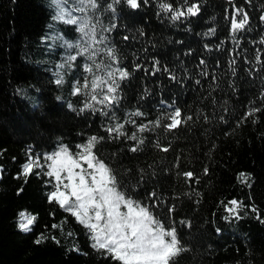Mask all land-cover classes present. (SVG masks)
<instances>
[{"label":"trees","instance_id":"trees-1","mask_svg":"<svg viewBox=\"0 0 264 264\" xmlns=\"http://www.w3.org/2000/svg\"><path fill=\"white\" fill-rule=\"evenodd\" d=\"M174 2L179 5L180 0ZM196 2L200 13L175 23L164 13L157 15V0L136 10L122 2L115 14H99L105 27L116 23L106 35L118 51L121 66L131 74L121 82L122 99L115 106L119 122L136 109L145 113L133 118L137 124L155 120L165 111L162 100L179 107L182 118L193 116L171 131H165L162 122L154 131L137 133L145 142L133 153L129 148L134 141L109 139L104 131L102 125L116 120L99 113L78 114L67 106L70 101L79 109L86 99L70 94L74 80L84 75L85 60L78 57L71 70H59L57 65L67 53L63 41L51 37L59 34L75 43L79 37L75 26L53 21L54 9L48 0H0V264H113L91 247L74 218L47 202L46 178L33 174L27 183L24 177L17 179L29 148L32 154L51 152L63 143L75 150L89 135L105 137L95 151L110 163L122 184L135 189L134 198L144 201L148 192L156 190L160 206L154 214L166 227H176L181 246L188 249L170 264H264V103L259 99L264 91V66L255 60L258 52L264 62V44L260 43L264 0L250 4L234 0L235 7H243L249 16L245 30L236 34L238 44L225 18L226 9L231 18L233 5L226 0ZM210 28H215V34L204 35ZM201 59L206 63L198 67ZM154 60L161 66L155 76L150 74ZM232 60L234 65L229 64ZM138 63L149 73L143 68L136 71ZM163 66L176 76L175 81ZM203 70L209 73L207 77L200 74ZM57 71L64 75L60 86L54 83ZM254 106L261 107V112L242 119ZM123 131L130 135L136 126L125 124ZM157 141L169 151L156 148ZM187 171L194 173L191 181L182 175ZM232 199L256 206L260 219L248 208L241 210L240 219L229 216L220 202ZM171 205L175 211L169 221ZM21 211L37 217L30 232L17 228ZM65 217L63 229L51 227ZM69 231L72 236L67 235ZM41 234L46 238L34 243Z\"/></svg>","mask_w":264,"mask_h":264},{"label":"snow or ice","instance_id":"snow-or-ice-1","mask_svg":"<svg viewBox=\"0 0 264 264\" xmlns=\"http://www.w3.org/2000/svg\"><path fill=\"white\" fill-rule=\"evenodd\" d=\"M123 2L131 10H136L149 5V0H111L106 4L101 0H50L54 8L53 21H59L66 25H74L75 31L79 33L78 40L73 43L63 39L57 34L52 39L63 41V47L66 50L64 62L57 65L59 70H71L78 57H82L85 63L82 65L84 75L75 79L71 85L70 94L72 96L86 97L82 100L83 106L75 108L69 101L68 108L78 114L88 112L91 115L99 113L109 120L117 122L110 125H102L109 139H125L134 141L135 144L129 148V151L135 153L140 150L144 144V138H138L137 133L154 131L163 123L165 131L177 129L181 124H187L193 120L192 115H183L179 107L174 103L161 101L160 104L165 111L158 114L155 120H148L146 123L137 124L134 117H143L145 113L136 109L126 114L123 123L119 122L115 116L116 105L119 104L121 82L130 78V72L126 66H121V59L117 49L109 44V38L106 33L117 27L113 22L110 27H105L99 18L103 12L117 11V5ZM233 5L231 18L227 16L230 24V35L235 39L236 34L245 30L249 24V16L243 7H235L234 0H226ZM250 4L251 0H245ZM159 11L157 15L164 13L173 23L181 21L182 18L195 17L200 13V4L193 0H180L179 5L166 0H157ZM75 13H79L76 15ZM239 17V19H237ZM115 17H113V20ZM264 21V15L260 17ZM51 28L52 25H49ZM215 28H210L204 35H214ZM144 35V33H140ZM128 40V36L123 37ZM264 44V38L260 41ZM219 47V46H217ZM208 48V45H205ZM210 50V49H209ZM74 51L75 54H72ZM147 51V49H145ZM255 60L264 66L260 55L257 52ZM204 59L199 60L198 67L205 65ZM235 60L229 61L234 65ZM143 68L145 73L149 69L142 64H136L135 70ZM161 71L159 60H154L151 65L150 74L155 76ZM163 71L169 73L171 80H176V76L170 72L167 66H163ZM201 75L207 77L209 73L206 70L201 71ZM56 79L54 83L58 86L64 83L62 71L54 73ZM213 75L212 80L215 82ZM197 84L199 80L195 81ZM60 99V97H57ZM260 101L264 103V91L261 92ZM255 105L256 101H250ZM99 105V107H97ZM262 108L254 106L248 108L242 119L254 117L261 112ZM227 111V109H225ZM207 119V117H205ZM221 120L224 117H220ZM125 124L136 126V131L130 135L123 131ZM151 126V127H150ZM84 135V134H81ZM105 137L89 135L82 143L75 145V150L67 144L58 143L51 152L32 154V149L26 151V162L21 165V172L17 179L24 177L27 183V177L35 174L38 178L44 177V183L49 187L46 199L49 204H55L64 213H67L75 222L83 227L88 236L91 247L106 258H111L113 264H170L173 257L188 249L181 246L178 239L176 227L169 224L167 227L164 220L154 214V209L160 206V197L155 189L148 192L144 201L134 198L131 192L135 189H129L121 183L110 163L101 159L95 151L96 145L103 141ZM163 152H168L169 147H161L159 141L155 144ZM143 171V170H141ZM208 169H204L207 174ZM179 175V174H178ZM187 180L193 179L194 173L187 171L182 173ZM243 182L247 183V177L244 173L240 174ZM143 180V177H140ZM251 187V185H248ZM20 189L19 191H22ZM166 203V202H165ZM198 203V201H197ZM224 206V211L234 219L241 218V210L248 208L259 217V209L252 206H244L242 202L232 199L227 204L220 202ZM230 205V206H229ZM175 211V205L167 209V220H172V213ZM54 215V214H53ZM228 217H225L227 219ZM37 217L26 211L18 213L17 228L21 232H30L35 224ZM64 222L53 224L52 228L63 229ZM264 222V221H262ZM184 224V221L180 222ZM190 227V224L188 225ZM72 236V232L67 233ZM46 237L41 234L34 243L40 244ZM55 239V237H52ZM59 243V241H57Z\"/></svg>","mask_w":264,"mask_h":264},{"label":"rangeland","instance_id":"rangeland-1","mask_svg":"<svg viewBox=\"0 0 264 264\" xmlns=\"http://www.w3.org/2000/svg\"><path fill=\"white\" fill-rule=\"evenodd\" d=\"M48 4H49V6L51 7V8H53L52 6H51V4H50V0H48ZM54 9V8H53ZM33 155H35V154H33ZM0 173H1V168H0ZM18 220V219H17Z\"/></svg>","mask_w":264,"mask_h":264}]
</instances>
